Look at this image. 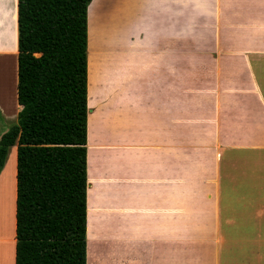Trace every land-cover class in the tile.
I'll list each match as a JSON object with an SVG mask.
<instances>
[{
    "label": "crops",
    "instance_id": "1",
    "mask_svg": "<svg viewBox=\"0 0 264 264\" xmlns=\"http://www.w3.org/2000/svg\"><path fill=\"white\" fill-rule=\"evenodd\" d=\"M125 1L88 6L86 264H264V0ZM17 18L0 0V138L20 109Z\"/></svg>",
    "mask_w": 264,
    "mask_h": 264
},
{
    "label": "trees",
    "instance_id": "2",
    "mask_svg": "<svg viewBox=\"0 0 264 264\" xmlns=\"http://www.w3.org/2000/svg\"><path fill=\"white\" fill-rule=\"evenodd\" d=\"M90 2L18 0L15 264L87 262Z\"/></svg>",
    "mask_w": 264,
    "mask_h": 264
},
{
    "label": "rangeland",
    "instance_id": "3",
    "mask_svg": "<svg viewBox=\"0 0 264 264\" xmlns=\"http://www.w3.org/2000/svg\"><path fill=\"white\" fill-rule=\"evenodd\" d=\"M130 3H134V2H136V1H138V0H128ZM128 1H125V2H128ZM119 21H122V19H119ZM115 22L116 23H119L118 22V20H115ZM88 64H89V62H88ZM88 71H89V65H88ZM182 72V71H181ZM90 109V108H89ZM89 128V127H88ZM90 139V138H89ZM102 257V256H101ZM101 263H103V264H107V258L106 257H102L101 258Z\"/></svg>",
    "mask_w": 264,
    "mask_h": 264
},
{
    "label": "bare ground",
    "instance_id": "4",
    "mask_svg": "<svg viewBox=\"0 0 264 264\" xmlns=\"http://www.w3.org/2000/svg\"><path fill=\"white\" fill-rule=\"evenodd\" d=\"M5 230V229H4ZM5 232V231H4ZM5 237V236H4Z\"/></svg>",
    "mask_w": 264,
    "mask_h": 264
}]
</instances>
